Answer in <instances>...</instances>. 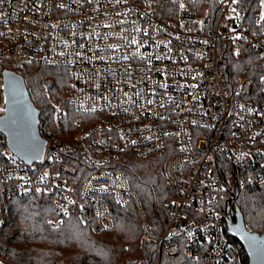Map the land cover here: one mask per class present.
Segmentation results:
<instances>
[{
    "label": "built area",
    "instance_id": "built-area-1",
    "mask_svg": "<svg viewBox=\"0 0 264 264\" xmlns=\"http://www.w3.org/2000/svg\"><path fill=\"white\" fill-rule=\"evenodd\" d=\"M249 52L253 77L233 75L238 65L230 72L226 57ZM29 63L65 67L67 92L52 113L39 112L40 162L26 164L3 138L5 194L46 195L51 227L76 212L96 232L112 227L113 205L133 201L143 232L123 264H159L152 242L168 256L182 249L202 264H240L223 200L233 187L264 186V0L250 8L243 0H176L166 11L158 0H0V114L2 70ZM64 102L77 112L73 135ZM51 122L67 139L53 135ZM127 152L164 158L176 195L162 202V233L152 232L115 167ZM77 155L92 167L80 185L66 172Z\"/></svg>",
    "mask_w": 264,
    "mask_h": 264
},
{
    "label": "trees",
    "instance_id": "trees-1",
    "mask_svg": "<svg viewBox=\"0 0 264 264\" xmlns=\"http://www.w3.org/2000/svg\"><path fill=\"white\" fill-rule=\"evenodd\" d=\"M246 8L256 6L258 0H243ZM176 0H158L161 10H168ZM245 6V5H244ZM161 16L169 14L161 12ZM253 52L234 62L227 56L226 63L233 75L253 77L255 66ZM4 67V66H3ZM235 67V68H233ZM5 68L20 74L25 82L34 106L41 114L50 110V98L57 100L65 95L69 80L68 70L63 66H46L29 63L21 66L6 64ZM50 90V92L48 91ZM61 97V98H62ZM57 98V99H56ZM67 109L76 114L70 104ZM47 114V113H45ZM54 132L58 128H53ZM63 129V127H62ZM0 148L3 137L0 136ZM68 165L67 156L63 159ZM164 158L140 159L127 152L123 154L115 167L123 172L133 189L152 232L162 233L168 222V214L162 202L176 195L163 172ZM0 163L6 160L0 153ZM74 171L67 166L70 179L80 185L92 167L86 166L77 155ZM82 168L84 171L79 170ZM76 168V171H75ZM3 181L0 170V257L7 263L2 264H121L126 254H135L142 232L141 217L133 201L123 206L113 205V225L106 231L95 233L86 217L76 212L64 218L56 227H51L47 217L53 215L50 197L39 193L25 195H7L2 191ZM223 207L228 208L230 218L235 220L237 213L242 215L244 224L251 232L264 231V186L249 190L233 187L226 191ZM82 220L86 222L82 223ZM240 253V264H248V257L241 243L230 236ZM150 244L152 258L159 264H202L200 260L188 258L182 249L174 256L159 251L155 242Z\"/></svg>",
    "mask_w": 264,
    "mask_h": 264
},
{
    "label": "water",
    "instance_id": "water-1",
    "mask_svg": "<svg viewBox=\"0 0 264 264\" xmlns=\"http://www.w3.org/2000/svg\"><path fill=\"white\" fill-rule=\"evenodd\" d=\"M2 75L5 105L0 114V136L9 149L26 164L40 162L45 140L38 132L39 110L34 106L20 74L4 68ZM226 228L227 234L235 237L243 246L248 264H264V231H249L240 213H237L235 220L230 216L226 218Z\"/></svg>",
    "mask_w": 264,
    "mask_h": 264
},
{
    "label": "rangeland",
    "instance_id": "rangeland-1",
    "mask_svg": "<svg viewBox=\"0 0 264 264\" xmlns=\"http://www.w3.org/2000/svg\"><path fill=\"white\" fill-rule=\"evenodd\" d=\"M48 91L50 92V90L48 89ZM66 92H67V90H66ZM51 93V92H50ZM65 95H66V93H65ZM64 95V96H65ZM64 96L62 97V94L60 95V97H58V99L57 100H53L52 98H50V102H51V113H52V107H54V105H57L60 101H61V99L62 98H64ZM62 97V98H61ZM66 107L68 106V105H66V104H68L67 102H64L63 103ZM45 110H48V109H45ZM68 113H69V123H70V126H71V128H72V133H71V135H73V133H74V125H73V123H74V117L77 115V112H75L76 114L74 115L73 113H71V111H69L68 110ZM51 126L53 127V128H58L59 130L58 131H56V132H54L53 130H52V128H51V132L53 133V135L56 137V138H58V139H67L66 137H63V136H61V131H62V129L61 128H59V127H57L56 125H54V123L52 124V122H51ZM61 132V133H60ZM71 140H73V139H71ZM84 180H85V178H84ZM83 180V181H84ZM82 181V182H83ZM90 223H91V229H92V231L93 232H95V233H98V232H96V231H94L93 230V228H92V226H93V222L92 221H89ZM141 227H142V224H141ZM110 229V228H109ZM108 230V229H107ZM104 231H106V230H104ZM101 232V231H100ZM103 232V231H102ZM142 232H143V229H142ZM142 232H141V235H142ZM141 235H140V238H139V242H140V239H141ZM139 242H138V245H137V251H136V253L135 254H137V252H138V249H139ZM135 254H126V255H124L123 257H122V260H121V264H123V261H124V259L126 258V257H128V256H133V255H135ZM0 259H2L1 257H0ZM2 261V263H7V262H5V261H3V259L1 260ZM8 264H12V263H8Z\"/></svg>",
    "mask_w": 264,
    "mask_h": 264
}]
</instances>
